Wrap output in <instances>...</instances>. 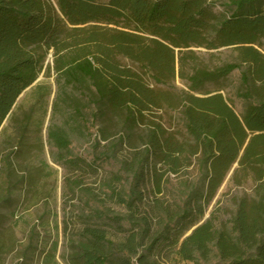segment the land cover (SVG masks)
Returning a JSON list of instances; mask_svg holds the SVG:
<instances>
[{"label": "trees", "instance_id": "16d2710c", "mask_svg": "<svg viewBox=\"0 0 264 264\" xmlns=\"http://www.w3.org/2000/svg\"><path fill=\"white\" fill-rule=\"evenodd\" d=\"M213 7V0H0V142L25 138L30 114L18 117L17 101L51 70L85 100L63 98L61 86L57 99L75 102L73 118L92 106V120L119 126L109 147L130 146L144 127L143 149L121 162L131 178L118 174L101 186L118 210L105 205L76 217L68 264H264V0H227L228 13ZM194 48H235L239 61L210 68ZM242 69L240 95L250 102L240 116L206 85ZM177 78L187 92L161 88ZM163 110H181L186 140L149 117ZM100 134L112 141L105 127ZM47 136L68 150L65 126ZM230 173L236 187L252 182L253 193L237 198L228 226L217 228L213 217L200 224ZM68 185L71 194L97 195L81 181Z\"/></svg>", "mask_w": 264, "mask_h": 264}, {"label": "rangeland", "instance_id": "374dc122", "mask_svg": "<svg viewBox=\"0 0 264 264\" xmlns=\"http://www.w3.org/2000/svg\"><path fill=\"white\" fill-rule=\"evenodd\" d=\"M213 2L215 13H228L227 0ZM193 50L200 63L210 68L239 61L235 48H222L214 52L196 48ZM261 52L264 53V47ZM46 62L53 67L51 54ZM123 63L141 72L131 61L124 60ZM243 70L245 69L236 70L218 84L206 85L208 91L220 90L240 116L250 102L240 95L243 92ZM39 77L16 104L18 117L30 114L31 122L25 138L12 147H8L9 144L6 145L4 141L0 142V264H68V236L76 226V217L82 212L103 209L105 205L118 210L111 202L104 201L107 197L101 187L102 183L104 179H116L114 176L118 174L123 178H131L122 171L121 162L130 161L135 151L143 149L139 138L143 126L136 130L137 136L131 139L130 146L134 148H130L129 144H119L116 149L109 147L122 134L119 126L116 123L104 126L103 121L92 120V106L83 110L82 119L73 118L77 105L73 101L65 103L57 99L59 89L61 86L65 89L63 98L75 97L82 103L85 100L70 87L59 86L58 77L53 70L49 74L44 71ZM147 79L152 83L149 77ZM161 88L177 94L188 91L186 83L180 78ZM149 117L162 123L181 140L187 139L181 110H163ZM68 120H71L69 126L65 125ZM51 126L66 127L70 140L67 151L58 150L47 136ZM103 127L113 136L109 143L100 140ZM98 140L100 144L96 145ZM102 153H106V156L101 157ZM9 154V161L4 163L3 156ZM231 177L230 173L200 224L213 217L217 228L228 226L237 209V198L251 196L253 193L252 182L236 187L231 182ZM174 180L168 190L170 194L175 189ZM74 181H81L83 186L93 189L96 197L71 194L68 182ZM151 190L152 186L148 184L147 196L152 198ZM6 199L9 200L8 203L4 201ZM64 221L70 224L68 234L64 232Z\"/></svg>", "mask_w": 264, "mask_h": 264}]
</instances>
